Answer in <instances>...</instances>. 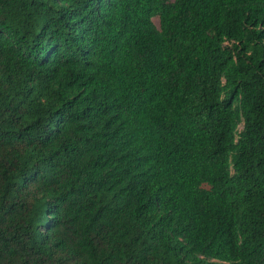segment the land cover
I'll return each instance as SVG.
<instances>
[{
    "label": "trees",
    "instance_id": "1",
    "mask_svg": "<svg viewBox=\"0 0 264 264\" xmlns=\"http://www.w3.org/2000/svg\"><path fill=\"white\" fill-rule=\"evenodd\" d=\"M0 264H264V0H0Z\"/></svg>",
    "mask_w": 264,
    "mask_h": 264
},
{
    "label": "rangeland",
    "instance_id": "2",
    "mask_svg": "<svg viewBox=\"0 0 264 264\" xmlns=\"http://www.w3.org/2000/svg\"><path fill=\"white\" fill-rule=\"evenodd\" d=\"M153 21H154V23L156 24V26H158V27L160 26V20H159V17H157V16L154 17V18H153Z\"/></svg>",
    "mask_w": 264,
    "mask_h": 264
}]
</instances>
